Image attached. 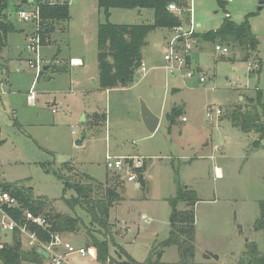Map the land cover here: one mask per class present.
I'll return each mask as SVG.
<instances>
[{
	"label": "rangeland",
	"instance_id": "rangeland-1",
	"mask_svg": "<svg viewBox=\"0 0 264 264\" xmlns=\"http://www.w3.org/2000/svg\"><path fill=\"white\" fill-rule=\"evenodd\" d=\"M65 1L69 4V20L56 23L55 32L49 35L51 42L40 45L36 56L28 48V33L34 24L17 15L16 6L24 5L23 0H7L9 19L17 28L29 31L8 34L0 50V184L31 188L34 197L46 199L50 213L80 215L83 223L79 229L63 237L85 248L88 230L100 240L104 237L98 226L89 224L88 215L80 207L73 210L66 204L65 199H70L73 191L64 189L59 176L73 182L85 181L87 175L92 178L88 181L105 185L106 178L117 175L106 168L105 152L116 147L120 152L144 157L148 185L135 188L132 182L118 178L120 198L113 203L109 217L113 238L109 253L115 263L105 264L125 258L122 255L120 259L118 244L136 261L143 262L151 248L167 237L170 205L166 197L175 192L173 175L177 167L180 179L199 197L195 205L194 264H238L249 242L264 253V229L253 230L258 201L264 199V148L259 147L254 154L246 151L258 148L254 142L263 145L264 135L263 140L255 138L254 132L244 133L228 118H219L225 107L244 104L243 98L236 100L237 95H243L241 90L235 91L236 86L252 91L254 97L261 93L264 102V3L260 10V0H231L225 5L236 23L253 13L249 22L259 43L247 61L238 59L240 52L230 44L203 41L200 50L194 46L190 49L192 75L171 74L164 69L163 51L167 47L164 35L169 39L172 31L156 29L147 35L148 46L144 49L152 69L143 77L136 71L131 84L104 90L97 84L96 35L97 25L103 21L97 0ZM190 4V16L199 33L216 29L226 15L216 0H190ZM145 10L139 16L134 10L115 8L110 21L151 22L153 11ZM182 27H188L187 19ZM219 43L229 47L222 56L214 49ZM56 50L58 59H53ZM37 57L42 67L47 66L46 70L40 69L44 75L38 79L36 68L28 64V59ZM69 58H79L84 64L71 66ZM53 67L67 70L55 72ZM203 75L206 82L199 81ZM173 87L180 90L172 91ZM28 90L34 93L32 103ZM140 99L161 118L152 133L141 119ZM181 100L186 121H181L179 114L171 125L168 115ZM207 107L213 110L211 117L206 115ZM216 108L221 111L218 116ZM262 123L264 127V117ZM81 139V145H77L76 140ZM210 148H217L212 159L192 158L187 162L182 158L208 154ZM217 169L220 177H216ZM10 235V231L0 230V243H10ZM20 240L23 249H30L25 236ZM178 259L177 248L169 246L160 264H179ZM62 264L102 263L72 253Z\"/></svg>",
	"mask_w": 264,
	"mask_h": 264
},
{
	"label": "trees",
	"instance_id": "trees-1",
	"mask_svg": "<svg viewBox=\"0 0 264 264\" xmlns=\"http://www.w3.org/2000/svg\"><path fill=\"white\" fill-rule=\"evenodd\" d=\"M38 4L39 22L34 31L29 33L30 38L38 35L40 45L49 43V35L55 31L56 23L67 22L70 18L69 4L67 1L49 3V0H33ZM24 5L27 0H23ZM217 5L224 9L225 16L221 24L214 30L205 33H193L202 41L225 42L236 48L241 56V61H247L250 53L257 51L258 39L251 30L249 17L253 13H247L244 19L236 23L232 21L225 9L226 0H216ZM174 3L177 7L185 10L183 17L176 15L168 9V5ZM263 3V0L262 2ZM21 4V7L24 6ZM190 0H97V7L103 16V21L97 25L96 35V60H97V84L101 89H112L131 84L134 80L135 72L142 63L141 48L145 44L147 35L157 28L172 29L175 26L183 24L186 19V10L190 9ZM20 5L16 9L21 8ZM113 8L135 9L147 8L153 10V21L151 23H113L109 20L110 10ZM7 0H0V50L5 46L7 36L10 33L20 32L15 24L9 19L7 13ZM188 19V18H187ZM58 52L54 54V58ZM189 60V58H187ZM230 59V58H229ZM260 63V58L257 57ZM53 71L60 72L62 68L53 67ZM44 75V71H39L37 79ZM259 93L250 100L246 106H234L223 114L230 120L233 127L238 128L244 133L256 132L259 138L264 135L262 118L264 117V102ZM177 109L172 108L168 115L171 125L177 117ZM255 147H260L259 142H254ZM264 147V145H263ZM146 161L142 167L134 168L137 173V182L139 188L146 184L144 171L146 170ZM173 167V166H172ZM175 167H173L174 169ZM48 171V170H47ZM179 167L174 169L175 192L166 198L170 205L168 217L169 231L167 237L153 246L148 257L143 262H138L132 258L121 246L119 248L120 259H116V264H160L164 249L169 246H175L178 252L179 264H194L195 255V205L199 201L198 193L185 185L180 179ZM64 189L73 191L70 199H65L66 204L74 210L76 206L80 207L89 217V224L96 225L99 228L104 240L96 237L92 230H88V241L85 243V249L97 262L105 264L113 260L109 253L112 235L109 223L110 209L113 203L120 198L119 181L120 175H113L105 179V185L91 182V177L85 175V181H73L63 178ZM0 189L9 193L17 201V206L8 207L2 205V211L14 222L26 223L27 228L33 232L39 241L48 242L49 234L58 232L61 234H74L82 225L83 219L80 215L50 213L46 210V199L34 197L31 188L17 185L16 183H2ZM102 191V193H101ZM101 193V194H100ZM182 204V207H179ZM259 213L253 223V230L264 229V199L258 201ZM28 210L33 215L44 216L49 226L46 229L25 221L23 211ZM10 243H0V263L1 264H50L46 263L44 257L37 253L36 248L23 249L20 240V233L17 229L11 232ZM110 235L109 238H107ZM112 259V260H111ZM114 262V261H112ZM110 262V263H112ZM115 263V262H114ZM238 264H264V253L258 250L254 242L246 244Z\"/></svg>",
	"mask_w": 264,
	"mask_h": 264
},
{
	"label": "built area",
	"instance_id": "built-area-1",
	"mask_svg": "<svg viewBox=\"0 0 264 264\" xmlns=\"http://www.w3.org/2000/svg\"><path fill=\"white\" fill-rule=\"evenodd\" d=\"M63 1L64 0H49L48 2L57 3ZM27 4L29 7L18 9L17 15L19 19L23 20L24 22H30L34 24V28L32 30L34 31L37 28L39 22L38 4L33 0H27ZM168 9L180 17H183V14L185 12L183 8L177 7L174 3L169 4ZM186 11H189L188 16L190 17V9ZM171 31L172 36L166 42L167 47L163 51L164 69H166L171 74H179L181 77H190L192 75V69L190 61L187 58L190 59V49L192 48V46H194L193 43L196 42L195 37L193 36V28L190 27L184 29L182 25H180L173 27ZM29 39L30 44L28 48L34 51L36 56H38V47L40 46V39L38 35L31 38L29 36ZM214 49L221 54L227 53L229 50L228 46L220 44H215ZM40 61L41 59L39 57H37L36 59H28V64L30 67L36 68L37 72H39L41 71L40 69L43 68ZM72 64H74V62ZM137 71H140L144 75L146 74L147 68L143 63H141ZM199 81L204 82L205 77L200 76ZM33 97L34 93L33 91H30L28 98ZM214 111L217 116L221 113L219 108H216ZM212 112L213 110L211 107L206 108V115L208 117H211ZM184 120H186V118L182 117V121ZM144 161V157L140 155L114 156L109 153L105 155L106 168L114 171L117 175L123 177V179H126L133 184L136 183L137 187L139 186V183L137 182V173L134 171V168L142 167ZM143 175L145 178V172L143 173ZM17 204L18 203L15 198H13L9 193L0 189L1 231L11 232L12 230L17 229L20 233V236L26 237V246L30 248L41 247L47 251V253L49 254V258L47 260L50 264H62L63 262H67V256L71 255L72 253H77L81 256H90V254L84 247H76L72 245L70 242L64 239L63 234L58 232L50 233V239L48 242L39 241L36 235L27 228L26 223H16L2 211V205L11 207L17 206ZM23 216L25 221L36 224L43 229H46L49 226L47 219L42 215L35 216L30 211L25 210L23 211Z\"/></svg>",
	"mask_w": 264,
	"mask_h": 264
},
{
	"label": "crops",
	"instance_id": "crops-1",
	"mask_svg": "<svg viewBox=\"0 0 264 264\" xmlns=\"http://www.w3.org/2000/svg\"><path fill=\"white\" fill-rule=\"evenodd\" d=\"M228 1H231V0H226V3L228 2ZM264 3V2H263ZM191 5V4H190ZM191 7V6H190ZM263 6H262V3H261V8H262ZM260 8V9H261ZM113 9H115V8H113ZM113 9H111L110 10V16H109V20H110V18H111V16H112V10ZM145 9H147V8H135V9H129L130 11H132V10H134L135 11V13H136V15H142V13H145L144 11H146ZM260 9H258V10H260ZM227 10V13H228V9H226ZM153 11V10H152ZM138 13V14H137ZM187 14H189V11H186V17L188 18L189 16L187 15ZM228 15H229V13H228ZM149 16H150V14H149ZM152 16H153V14H152ZM186 18V19H187ZM193 17H192V14H191V16L189 17V20L187 19V23H188V27L187 28H190V27H192L193 28V32L194 33H199V32H197L196 30H195V27H196V25L197 24H195L194 23V21H193V19H192ZM142 21H144V20H142ZM141 21V22H142ZM153 21V17H152V19H151V22ZM151 22H146V23H151ZM142 23H144V22H142ZM221 24V23H220ZM17 28V27H16ZM66 29H65V31H64V33L67 31V25H66V27H65ZM17 29H20L21 30V32L23 31H25L26 33H28V31L29 30H27L26 28H17ZM157 29H161V28H157ZM156 30V29H155ZM168 30H170V29H168ZM154 31V30H153ZM171 31V30H170ZM55 32V31H54ZM62 32V31H61ZM53 33V32H52ZM29 34V33H28ZM199 34H201V33H199ZM51 35V34H50ZM254 35L256 36V34L254 33ZM170 38V37H169ZM256 38H257V36H256ZM258 39V38H257ZM165 40H166V42L169 40L168 38H167V36L166 35H164V42H165ZM195 41H196V43L194 44V47L193 48H196V50H200L201 48H202V44H203V41H202V39L200 38V37H196L195 36ZM51 41H50V38H49V43H50ZM48 43V44H49ZM258 43H259V41H258ZM48 44H46V45H48ZM220 44V43H219ZM148 46V41H147V37H146V40H145V44L142 46V48H141V54H142V63L144 64V66L147 68V71H146V74H147V72L148 71H150L151 69H152V65L150 64V59H148V57L144 54V49L146 48ZM226 46H228V45H226ZM59 49H60V47H58ZM229 48V47H228ZM57 51V50H56ZM57 52H59V51H57ZM239 54V53H238ZM221 56L223 55V54H220ZM259 57V56H258ZM0 58H2V56L0 55ZM52 58H54V55H52ZM56 58L58 59V57L56 56ZM55 58V59H56ZM221 58H225V57H221ZM240 58V55H239V57H238V59ZM260 58V57H259ZM72 62H70L71 63V66H81V65H83L84 64V62L81 60V59H79V58H69ZM234 60H235V58H234ZM189 61H190V65L192 64V59H191V55H190V59H189ZM74 62V64L72 65V63ZM259 66H258V68H257V70L258 71H260L261 70V67H262V65H261V59H260V63L258 64ZM47 69V68H46ZM62 71H65V70H67V67H62V69H61ZM146 74H142L141 76L143 77V76H145ZM204 76V75H203ZM205 82H206V79H205ZM234 89H235V91L237 90H241V93H243V95H237V98H236V100H240V99H242L243 98V100H244V104H242L243 105V107L244 106H246V105H248L249 103H250V100L252 99V98H254V95H253V92L252 91H250V90H246V89H244V88H241V87H234ZM105 90H108V89H105ZM180 90V88L179 87H173V89H172V91H179ZM245 90V91H244ZM29 92H30V90H28V95H29ZM246 93V94H245ZM247 93H251V95H248V96H246L247 95ZM28 97V96H27ZM30 101V103H32L33 102V98H28ZM233 100H231V102H232ZM146 103V102H145ZM229 103H230V101H229ZM147 104V103H146ZM178 105L177 106H175V107H173V108H176L177 110V117L176 118H178V115L179 114H182V116H181V118L182 117H185L186 118V116L184 115V113H182L181 111H182V105L184 104V102L181 100L180 102H178L177 103ZM242 105H232L231 107H225L224 108V110L226 109V111H228V110H230L232 107H234V106H242ZM148 107H149V105H147ZM150 108V107H149ZM150 110H151V108H150ZM172 110V109H171ZM170 110V111H171ZM152 111V110H151ZM153 113H154V111H152ZM156 114V113H155ZM157 116H159L158 114H156ZM224 116V115H223ZM107 117V116H106ZM108 118V117H107ZM220 119H222V118H225V117H219ZM81 121L82 122H84V117H82V119H81ZM160 121H161V118H160V116H159V122H158V124H157V127L159 126V124H160ZM181 121H182V119H181ZM184 121H186V120H184ZM20 125V124H19ZM21 127L23 126V124H21L20 125ZM157 127H156V129H157ZM236 128V127H235ZM155 129V130H156ZM154 130V131H155ZM228 133H232V132H230V131H228ZM254 136H255V138L258 136L259 137V134L258 133H256V132H254ZM230 138H231V136H230ZM254 138V139H255ZM263 138V137H262ZM261 138V139H262ZM264 139V138H263ZM262 139V140H263ZM77 141V140H76ZM82 139H81V142H80V144H77V145H81V143H82ZM229 141H230V139H229ZM264 145V144H263ZM263 145H260V147H263ZM264 148V147H263ZM217 148H210L209 150H208V154H201V155H197L196 157H188V156H184V157H182L185 161H187L188 162V160L190 159V161L189 162H191L192 161V158H199V159H212L214 156H213V152H215V150H216ZM259 149V147L258 148H247L246 149V151H249V153L251 154V153H255L257 150ZM107 153H109V154H111V155H114V156H134V155H132V154H129V153H123V152H120V150H119V148H110V149H107V151L105 152V155L107 154ZM140 156H142V155H140ZM250 156V155H249ZM248 156V157H249ZM247 157V158H248ZM147 159H149V158H147ZM247 160V159H246ZM214 162V161H213ZM213 167L214 168H218V167H216V164L215 163H213ZM147 168H148V166H147ZM147 170V169H146ZM216 177H220V171L217 169V171H216ZM145 181H146V184L145 185H148V178H147V175H146V171H145ZM133 186L136 188L137 187V184L136 183H134L133 184ZM139 187V186H138ZM146 187V186H145ZM167 198V197H166ZM149 218H152V217H150L149 216ZM196 221V220H195ZM123 224V223H122ZM196 227V226H195ZM69 236H72L71 234H69Z\"/></svg>",
	"mask_w": 264,
	"mask_h": 264
},
{
	"label": "water",
	"instance_id": "water-1",
	"mask_svg": "<svg viewBox=\"0 0 264 264\" xmlns=\"http://www.w3.org/2000/svg\"><path fill=\"white\" fill-rule=\"evenodd\" d=\"M261 2L262 0L259 1V7L258 9L261 8ZM47 66H43L42 70H46ZM140 114H141V119L143 121L144 126L146 129L152 133L157 127V124L159 122V116H157L155 113H153L150 108L147 106L144 100L140 99ZM81 140H77L76 144H80ZM37 253L41 254L44 259L49 258V254L47 253L46 250H44L41 247L36 248Z\"/></svg>",
	"mask_w": 264,
	"mask_h": 264
}]
</instances>
